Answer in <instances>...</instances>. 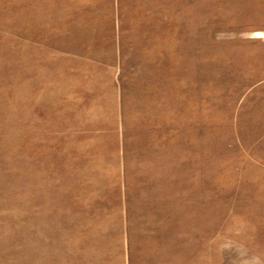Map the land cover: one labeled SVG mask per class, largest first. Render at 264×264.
<instances>
[{"label":"rangeland","instance_id":"obj_1","mask_svg":"<svg viewBox=\"0 0 264 264\" xmlns=\"http://www.w3.org/2000/svg\"><path fill=\"white\" fill-rule=\"evenodd\" d=\"M154 5L0 0V264H264V0Z\"/></svg>","mask_w":264,"mask_h":264},{"label":"crops","instance_id":"obj_2","mask_svg":"<svg viewBox=\"0 0 264 264\" xmlns=\"http://www.w3.org/2000/svg\"><path fill=\"white\" fill-rule=\"evenodd\" d=\"M222 0H146L147 3L155 4L154 6H147L146 10H158V11H170L175 12L171 18H176L177 23L170 25L161 26L160 30H157L162 36H174L175 39H161L160 41H173V42H193L194 39H190L189 36L193 35V23L189 22V18L193 17L192 12L204 11L212 8L224 9L223 7H212L206 4L221 2ZM159 5V6H158ZM143 9V8H142ZM164 17H166L164 15ZM160 35V36H161ZM181 37V38H179ZM44 76V71L42 73ZM44 86L45 80L42 81V98L39 97L38 116L42 115L44 121L45 115V102H44ZM42 107V108H41ZM37 185L38 189H42V194H45V187H47V167L45 168V154H44V143L42 148V167L37 170Z\"/></svg>","mask_w":264,"mask_h":264},{"label":"bare ground","instance_id":"obj_3","mask_svg":"<svg viewBox=\"0 0 264 264\" xmlns=\"http://www.w3.org/2000/svg\"><path fill=\"white\" fill-rule=\"evenodd\" d=\"M263 34V33H262ZM260 35V34H259ZM261 36V35H260ZM263 36V35H262Z\"/></svg>","mask_w":264,"mask_h":264}]
</instances>
